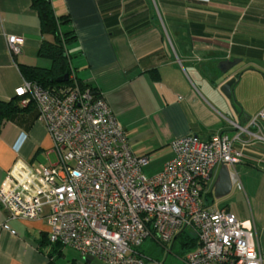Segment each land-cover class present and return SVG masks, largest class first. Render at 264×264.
<instances>
[{
  "label": "crops",
  "instance_id": "crops-1",
  "mask_svg": "<svg viewBox=\"0 0 264 264\" xmlns=\"http://www.w3.org/2000/svg\"><path fill=\"white\" fill-rule=\"evenodd\" d=\"M51 3L57 15L69 17L68 27L76 36L67 48L71 66L78 78L98 89L123 126L132 152L149 158L145 175L162 169L177 137L193 134L206 141L216 134L238 136L233 144L242 157L227 165L230 189L214 196L221 169L217 164L201 179V198L206 207L224 209L255 231L264 264V122L259 129L249 123L264 106V32L262 38L249 34L264 28V0ZM8 35L23 41L16 57L9 53ZM41 40L31 0H0V99L14 98L23 81L21 65L49 66L37 56ZM227 59L239 60L232 70L241 73L234 103L219 89L218 64ZM36 117L28 109L3 122L0 185L17 159L36 165L43 163L38 160L42 154L46 164L52 162L51 138ZM48 233L45 219L9 218L0 206V264H57L66 250L81 257L69 246H45ZM75 254L72 263L84 264Z\"/></svg>",
  "mask_w": 264,
  "mask_h": 264
},
{
  "label": "built area",
  "instance_id": "built-area-1",
  "mask_svg": "<svg viewBox=\"0 0 264 264\" xmlns=\"http://www.w3.org/2000/svg\"><path fill=\"white\" fill-rule=\"evenodd\" d=\"M6 42L13 57L20 54L21 38L8 35ZM262 56L264 64V46ZM14 94L20 105H36L56 161L16 160L0 185L7 217L45 219L51 243L101 264H144L140 247L147 239L167 249L183 229L199 241L186 253V264H263L255 231L201 198V179L215 165L239 163L242 153L233 144L238 136L177 137L170 143L172 157L147 176L142 169L149 158L132 152L102 96L76 83L49 91L24 80ZM261 122L264 108L249 121L258 129Z\"/></svg>",
  "mask_w": 264,
  "mask_h": 264
},
{
  "label": "trees",
  "instance_id": "trees-1",
  "mask_svg": "<svg viewBox=\"0 0 264 264\" xmlns=\"http://www.w3.org/2000/svg\"><path fill=\"white\" fill-rule=\"evenodd\" d=\"M31 7L38 14L39 28L42 36L37 50V56L48 60L49 66L21 65L19 70L23 80L35 83L49 91L58 89L59 87H69L76 83L82 88H89L93 96L101 97L98 89L78 78L76 70L71 66V55L68 53L67 48L75 41L76 36L73 29L68 27L70 23L69 17L66 15H57L53 9L51 0H31ZM143 12H145L146 16H149V13L151 14L148 9H145ZM149 18L152 19L153 16L151 15ZM65 75L67 76L66 80H62L61 82L56 81ZM71 75L74 76V80L70 78ZM28 109H34L38 117L37 107L32 101H29L26 105H20L19 99L16 96L9 101L0 99V130L4 121L10 120L17 113ZM51 244L61 246L57 243H51L47 238L45 246ZM175 245L178 247L177 254L182 258L186 253L199 246L198 237L191 229H183L175 236L173 242L167 249H172ZM140 251L144 256L143 261L145 263L146 257L141 247Z\"/></svg>",
  "mask_w": 264,
  "mask_h": 264
},
{
  "label": "water",
  "instance_id": "water-1",
  "mask_svg": "<svg viewBox=\"0 0 264 264\" xmlns=\"http://www.w3.org/2000/svg\"><path fill=\"white\" fill-rule=\"evenodd\" d=\"M239 62L237 59H227L220 61L218 64V69L220 72L221 82L219 89L221 93L231 102H235V93L234 87L238 83L241 73L235 75L232 72L233 68ZM67 76L65 75L63 78H58L56 81L61 82L62 80H66ZM231 179L232 174L229 171L227 164L222 163L219 176L217 177L214 183V196L217 197L219 192H225L231 187ZM84 261L87 264H101L98 260L93 259L92 257H85Z\"/></svg>",
  "mask_w": 264,
  "mask_h": 264
},
{
  "label": "rangeland",
  "instance_id": "rangeland-1",
  "mask_svg": "<svg viewBox=\"0 0 264 264\" xmlns=\"http://www.w3.org/2000/svg\"><path fill=\"white\" fill-rule=\"evenodd\" d=\"M263 32H264V28L258 27L257 31L251 32L249 34H251L252 36H256V37L261 36L260 38H262ZM46 61L48 62V60ZM263 69H264V64H263ZM49 159L52 162H55L56 161L55 153L51 152V154L49 155ZM38 160L45 164L47 162L45 155H42V154L38 156ZM141 249L144 252V255L146 257L144 264H186L184 261L185 255L181 258V256L177 254V250H178L177 245H175V247H173L172 249L168 250V249H164L163 247L147 239L141 246ZM66 251H68V253L65 254L64 257L57 259V264H73L72 263L73 261L71 259V256H72L71 254H75V253L72 252L71 250H66ZM75 256L78 259V261H82V263L87 264L84 261V258L82 256H81L82 258L78 257L77 254H75Z\"/></svg>",
  "mask_w": 264,
  "mask_h": 264
}]
</instances>
